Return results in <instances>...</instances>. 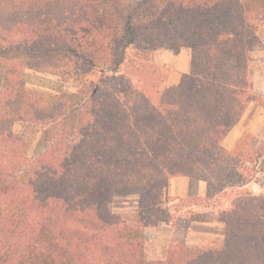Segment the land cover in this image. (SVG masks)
<instances>
[{
  "label": "trees",
  "instance_id": "trees-1",
  "mask_svg": "<svg viewBox=\"0 0 264 264\" xmlns=\"http://www.w3.org/2000/svg\"><path fill=\"white\" fill-rule=\"evenodd\" d=\"M264 0H0V264H264V142L224 138L254 102ZM190 52L161 89V49ZM49 72L68 90L28 87ZM203 196L169 197L172 178ZM139 188L116 212L115 191ZM194 206L203 208L199 211ZM219 221V243H188ZM168 223L156 250L148 230Z\"/></svg>",
  "mask_w": 264,
  "mask_h": 264
},
{
  "label": "rangeland",
  "instance_id": "rangeland-1",
  "mask_svg": "<svg viewBox=\"0 0 264 264\" xmlns=\"http://www.w3.org/2000/svg\"><path fill=\"white\" fill-rule=\"evenodd\" d=\"M260 43L253 53L251 62L254 76L255 90L264 96V24L258 30ZM156 57L168 67L166 80L161 84V89L179 81L182 73L188 71L190 66V52L182 48L174 53L167 49H161ZM58 77L49 72L26 71V83L28 87H35L42 90L52 91L54 88L64 87L73 90L76 87L74 82H58ZM250 133L252 140L250 146H257L264 142V108L251 102L244 112L239 122L232 128L223 140V144L231 149L238 139L244 134ZM258 167L262 168L261 181L264 182V154L258 160ZM247 187L256 193L264 191V185L251 182ZM205 193V183L201 180L192 179L185 176H177L171 179L169 185L162 192V199L169 197L195 196L198 193ZM140 190L135 185H124L119 187L113 196L112 208L116 212H130L139 208ZM195 209L202 211L200 206ZM172 228L168 223H162L148 230L150 243L156 250L165 247L171 235ZM225 233L224 225L219 221L193 222L188 231L189 245L196 247H209L219 243Z\"/></svg>",
  "mask_w": 264,
  "mask_h": 264
},
{
  "label": "crops",
  "instance_id": "crops-1",
  "mask_svg": "<svg viewBox=\"0 0 264 264\" xmlns=\"http://www.w3.org/2000/svg\"><path fill=\"white\" fill-rule=\"evenodd\" d=\"M176 83H177V82H176ZM202 182H203V181H202ZM203 183H204V182H203ZM248 185H249V184H248ZM198 195L203 196L204 194L199 192Z\"/></svg>",
  "mask_w": 264,
  "mask_h": 264
}]
</instances>
